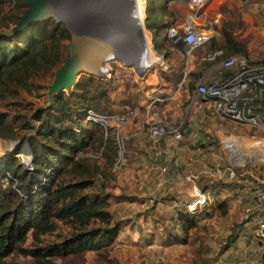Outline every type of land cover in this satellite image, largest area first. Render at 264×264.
I'll return each mask as SVG.
<instances>
[{
    "label": "rangeland",
    "instance_id": "obj_1",
    "mask_svg": "<svg viewBox=\"0 0 264 264\" xmlns=\"http://www.w3.org/2000/svg\"><path fill=\"white\" fill-rule=\"evenodd\" d=\"M16 1L0 0V23L5 19L8 24L0 27V46L17 47L20 41L27 38H39L47 42L52 35L48 22L32 24L15 36L11 33V28L15 25L11 17L13 14L17 15L20 9L14 6ZM118 1L112 0L111 3ZM123 1L126 6L119 2L120 6L117 4V7H123L125 15L128 11L134 12L136 3L131 6L128 3L130 0ZM145 1H140L141 10L136 27L143 41L145 38L142 33L148 35L147 50L152 58L146 66L152 63L155 54L164 53L167 68L153 67L140 76L137 71L143 65L136 59L135 65L131 66L115 59L105 62L114 53L128 59L126 51L118 52L124 47V42L139 44V40L132 39L130 34L125 33L122 42L113 44V53L111 48L98 45L97 51L103 56L98 61L99 69L92 64L90 68L78 72L70 90L60 91L56 95H64L74 101L85 94L89 99L86 101L91 102L89 105L97 104L103 111L122 112L126 107L141 105L140 113L143 111V114L145 107L151 105L153 98H156L149 108L151 117L165 121L171 128H180L183 138L175 140L166 134L152 139L146 122L140 131L133 126H117L115 132L121 140V146L118 147L112 177L106 180L105 193L108 194L109 211L113 220L119 223V234L107 248L52 257L49 264H264V244L255 239L252 229L245 225L247 222L240 219L243 208L223 214L216 204V200H222V195L213 198L210 196V202L194 215V226L191 227L188 223L184 230L178 220V214L184 212L185 205L194 198V187L209 189L213 184H224L222 179L217 178V172L223 173L231 166L237 170H247L244 176L238 175L239 178L264 175V133L254 127L222 118L213 111L211 104L200 99L196 92L197 85L209 83L218 71L217 63L200 61L197 64L198 61H193L191 53L180 55L157 48L154 51V45L160 46L163 36L155 37L153 42V33L148 30L149 18L145 12ZM211 1L205 8L210 7L211 10ZM217 1L220 4L221 0ZM18 3L25 5L23 0H18ZM255 10L250 0H231L229 4H220L218 11L212 15L219 18L220 29L226 26L238 36L245 34L244 39L249 46L250 28H257V23L259 28H264V3L260 5L258 19L255 17ZM189 13L190 10L187 9V14ZM117 14L118 20L120 15L118 12ZM105 15L116 22L110 13ZM129 20L130 16H126L125 24L128 27ZM150 21L154 25L158 23L154 17ZM99 23L100 29L97 30L102 33L97 31L92 36L106 34L116 39L122 32L116 28L113 30L112 27L108 28L112 32H108L104 17ZM164 37L166 38L165 35ZM69 43L70 33L68 39L59 46L60 63L36 73L30 79V84L20 89L18 99L0 105V111L7 113L19 137L25 133L24 126L27 123L35 127L38 125L32 118L33 113L49 106L48 88L54 80L56 69L68 56ZM209 47L210 44L207 43L195 49L192 54L205 55L210 52ZM246 54L245 58L250 62L264 61V38L262 46L246 47ZM149 57L143 55L145 60ZM149 76L155 80L148 88L144 80ZM80 84H85V89H78ZM140 113L130 123L140 121ZM22 141L0 138V156L9 154L13 148L21 145L17 158L24 164L22 161L28 156L31 159V153L25 141ZM229 141L239 144L240 148L234 145L226 148ZM88 156L97 160V163H102L99 153L89 152ZM24 166L27 167L25 164ZM163 167H166L165 171L162 170ZM250 172L253 176L248 175ZM187 176L195 177V182L186 181ZM94 179L97 183L98 177ZM67 231V227L58 223L54 232L41 235L37 241L29 233L22 248L29 250L43 247L47 243L60 242ZM5 261L39 264L30 254L18 251L5 258Z\"/></svg>",
    "mask_w": 264,
    "mask_h": 264
},
{
    "label": "trees",
    "instance_id": "obj_2",
    "mask_svg": "<svg viewBox=\"0 0 264 264\" xmlns=\"http://www.w3.org/2000/svg\"><path fill=\"white\" fill-rule=\"evenodd\" d=\"M168 1H145L148 30L153 33V42L155 37H162L160 32L169 25L162 19L167 13ZM14 6L20 8L17 15L11 17L16 25L26 6L19 5L18 0ZM153 17L158 21L155 25L150 21ZM4 20L0 27L8 26ZM45 22L52 32L47 42L27 38L17 47L0 46V105L18 99L20 89L27 87L36 73L60 63L59 46L69 36L62 22L52 18L32 21L12 32L14 25L11 33L15 36L32 24ZM161 40L160 46L154 45V51L157 48L167 52L164 45L177 48L167 37ZM208 43L210 50L222 52L215 62L234 55L244 58L247 55L246 47L226 29H222L220 41L212 39ZM79 88L85 89V84H80ZM86 100L89 99L85 94L74 101L64 95H55L50 106L33 113L32 118L38 125L27 123L21 137L7 113L0 111V138L21 139L31 153V168H26L17 158L21 145L0 156V264H15L5 258L16 251L30 254L39 264H49L52 257L102 250L116 240L119 223L113 220L109 211L105 188L118 158L117 135L115 128L104 129L100 123L84 118L87 110L100 115L117 112L103 111L97 104L91 106ZM89 152L99 153L102 163L91 159ZM95 177H98L97 183ZM216 202L222 213L227 214V203ZM184 210L178 214V220L186 230L188 223L194 226L196 212ZM58 223L68 228L62 241L29 250L22 248L29 233L37 241L41 235L54 232Z\"/></svg>",
    "mask_w": 264,
    "mask_h": 264
},
{
    "label": "built area",
    "instance_id": "obj_3",
    "mask_svg": "<svg viewBox=\"0 0 264 264\" xmlns=\"http://www.w3.org/2000/svg\"><path fill=\"white\" fill-rule=\"evenodd\" d=\"M210 0H188L187 14L181 24L170 23L166 28V36L174 45L177 37H182L184 41L191 47L189 55L193 50L207 44L210 40L217 37L219 32L220 20L218 17H209L205 12V7ZM220 50L214 51L208 55L209 61H214L221 57ZM132 59L128 60L123 55L115 54L108 57L107 60H116L123 64L135 65V57L138 53H130ZM108 66V64H106ZM220 65L224 69L237 68L231 75L223 78H214L208 84L197 85V94L205 101H208L213 111L233 123L245 124L258 129L264 133V61L252 63L240 55H234L229 58L222 59ZM157 67L161 69L167 68L165 57L162 54H155L154 60L148 66H142L138 75L142 76L145 71L150 68ZM107 70V69H105ZM157 100L153 98L151 105ZM146 114V123L148 125L150 137L157 139L162 135L169 134L175 140H181L183 135L180 128H171L168 123L157 118H152L150 106ZM140 107L132 105L126 107L122 112L109 115H100L93 110H87L85 121H95L102 125L104 129L115 128L119 125H126L138 116ZM171 129V130H170ZM118 147L121 146V140L116 133ZM27 167L31 168V159L22 161ZM23 164V165H24ZM163 171L166 167L162 168ZM224 172L229 174L230 178H236L239 173L233 167H228ZM223 172V173H224ZM220 174L221 172H217ZM186 181L195 182V177L187 176ZM257 196L256 203L253 207H245L240 215V219L250 223L254 227L255 239L264 244V181L259 180L256 185ZM194 198L185 205V209L189 213H195L210 202V193L206 189L194 187ZM236 264V263H231Z\"/></svg>",
    "mask_w": 264,
    "mask_h": 264
},
{
    "label": "crops",
    "instance_id": "obj_4",
    "mask_svg": "<svg viewBox=\"0 0 264 264\" xmlns=\"http://www.w3.org/2000/svg\"><path fill=\"white\" fill-rule=\"evenodd\" d=\"M119 1L122 3V5H125V2L123 0H119ZM230 2H231V0L230 1L229 0H221L220 4H223V3L229 4ZM250 2H251L252 7H254L256 9L255 10V17L258 19L259 18V8H260V5H262L264 3V0H250ZM128 3H129V5L132 6L133 4L136 3V1L130 0ZM220 4L218 3L217 0H212L211 1V5H212L211 10L209 9L210 7L205 8V12L208 14L209 17H214L212 14H214V13H216V11H218V9L220 8ZM166 8H167V13L162 18V19H164V23L168 22L170 24V23L174 22L176 24H181L183 22L185 16L187 15L188 3H187V1H183V0H169L168 3H166ZM116 11L119 12V9ZM263 13H264V11H263ZM130 14L131 13L129 11L127 12L126 15H125V13H123L122 18L126 21V16L129 17ZM230 16L233 17L232 14H230ZM251 24H253V23L251 22ZM257 26L258 27L255 29L252 27L250 28L251 41H250L249 46L247 45V42L244 39L246 36L245 34H243L242 36H238L235 32H233L229 27H226V26L222 27V29H226L238 42L242 43L245 47H260V45L262 46V44H263L264 28H259L258 23H257ZM128 29H129V27H128ZM222 29H220V26H219L220 34L214 38L215 41L221 40ZM163 31L160 32V35L164 37V35L166 36V28H164ZM142 34L145 35V37H144L145 41H143V38L141 40V39L135 38L133 35L130 34L131 38H135V39L139 40L138 41L139 44L136 45L137 43L133 44V42H128V43L124 42L123 43L124 47L119 51L116 50L115 52L117 53V51L118 52L126 51V56H127L128 60L132 59V57H131L132 55H130V58H129L130 53H133V52L138 53V57H135V59L138 60V63L140 65L146 66L148 63H150L149 60H151L152 57L151 56L149 57V52L147 50V48H148V45H147L148 35L146 33H142ZM118 43H120V42H118ZM116 44H117V42H116ZM163 47L168 49L169 53H179L180 55H183V53H184L176 45H175V47H177V48H172V46H170V48H169V46L167 47L166 45H164ZM138 48H140V50L144 54L139 52ZM162 50L164 52V49H162ZM192 52H194V50ZM213 52L214 51L210 50V52L206 53L205 55H200V56H198V55L196 56V55H193L191 53V57L193 58V61H198L197 64L200 61H206L205 63H212V62L214 63L215 60L209 61L207 58L208 55H210ZM162 54L164 55V53H162ZM143 55L145 57L148 55L149 59L145 60L143 58ZM220 61L221 60L215 62L218 64V68H217L218 71L214 74V76L211 78V80L214 78L227 77L237 70V68L224 69L220 65ZM154 80L155 79H153L151 76H149V77L145 78L144 82H145L146 86L149 88V86H151V84H154V82H153ZM155 83H157V81ZM200 99L203 100L201 97H200ZM203 101H205V100H203ZM205 102L209 103L208 101H205ZM140 107H141V105H140ZM148 107H145V109H146L145 114H143L142 113L143 111H141L140 117H139L140 121L128 123V124H126V127L130 128L131 126H133L134 129L136 128V129H138V131H140L145 126L144 122H146V118H147L146 111H147ZM141 110H142V108H141ZM232 145L240 148L239 144H236V143H233L230 141L228 142L227 146H229V148H230ZM238 152H240V151H238ZM237 171L238 172L242 171V173H239V176L240 175L244 176L247 173L246 169L237 170ZM211 175L212 174H210V176ZM216 175L218 176L217 178L222 179V182L224 183V185H220L219 187H213V185H212L209 189L208 188H204V189L208 190V192L210 193V196L212 198L214 196L218 197V196L222 195V201H225L227 203L228 211L237 210V208L239 209V207L240 208L242 207L244 209L245 207H253L255 205L256 196H257L256 185H257V182L259 180L264 181V175L253 176L251 172L248 173V175L253 176V178H249V177L239 178L238 176L236 178H230L229 174L227 172L220 173V174L216 173ZM245 225L246 226L248 225L249 229H252V233L254 234V227L248 222Z\"/></svg>",
    "mask_w": 264,
    "mask_h": 264
},
{
    "label": "water",
    "instance_id": "obj_5",
    "mask_svg": "<svg viewBox=\"0 0 264 264\" xmlns=\"http://www.w3.org/2000/svg\"><path fill=\"white\" fill-rule=\"evenodd\" d=\"M23 1L26 5V10L12 28V32L21 29L32 21H43L52 18L56 22H62L70 33L68 56L56 69L54 80L48 88L47 98L50 106L57 93L70 90L75 83L78 72L90 67L87 64L86 51L90 41L95 38L92 35L96 34L97 31L100 33V30H97L100 29V21H97L95 16L91 15L93 13L92 2L86 3L84 0ZM173 42L184 53L191 51V47L182 37H177ZM93 43L96 42L93 41Z\"/></svg>",
    "mask_w": 264,
    "mask_h": 264
},
{
    "label": "bare ground",
    "instance_id": "obj_6",
    "mask_svg": "<svg viewBox=\"0 0 264 264\" xmlns=\"http://www.w3.org/2000/svg\"><path fill=\"white\" fill-rule=\"evenodd\" d=\"M85 1L87 2V0H85ZM111 1L112 0H107V1H104V2H101V3H98V4H94V8L96 10H104V13H106V12L107 13H111V15L113 16L114 20L116 21V22H114L116 24L115 25L116 26L115 28L118 29L119 32H121V31L122 32L118 36L116 35L117 36L116 39H113L114 36H113V38H111L110 36H112V35L107 36L106 34L105 35H100L98 33L99 35H97L93 40L90 41V43H89V45L87 47V51H86V57H87V61H88L87 64L88 65H92L93 64V66L97 67V69H99L98 66H97L99 64L98 61H100V59L103 57V56H101L102 54H100V51L99 52L97 51L98 45H100L101 47L102 46H106L108 48H111L113 50L112 51V53H113L114 52V45L113 44H116V42L117 43L118 42H122V36H124L126 34H129L130 33L135 38H138V39H141L142 40V37L140 35V32H139L138 28L136 27V21H137V19L140 16V10H141L140 0H135L136 1V4H135V7H134V12H132L130 14V20H129L130 27H129V29L127 27L128 25L125 24V20L122 19V15H123L124 8L122 7V9H120V7L119 8L117 7L118 6L117 4H119L120 1H118L116 3H111ZM115 6L117 7V9H119V12L118 13L120 15V18L118 20H120V21L117 20V18L119 16L117 17L118 14H117V11H116L117 9L114 8ZM119 6H120V4H119ZM109 32H112V30H110ZM100 33H102V32H100ZM131 35H129V36L131 37ZM142 36L145 37V35H143V34H142ZM97 37H100V39L97 38ZM120 37H121V39H120ZM132 39H134V38H132ZM93 41H95L96 43H93ZM94 58H96V60ZM228 147L229 146L226 145V148H228ZM28 158H29V156H28Z\"/></svg>",
    "mask_w": 264,
    "mask_h": 264
},
{
    "label": "clouds",
    "instance_id": "obj_7",
    "mask_svg": "<svg viewBox=\"0 0 264 264\" xmlns=\"http://www.w3.org/2000/svg\"><path fill=\"white\" fill-rule=\"evenodd\" d=\"M104 1H107V0H104ZM104 1L103 0H91L90 2H92V7H93L92 11L95 12L93 16H95V18L97 20H99V21L102 20V18L104 17V20L106 21V26H107V29L106 30L109 32L110 29H108V28H111L112 27L113 30H114V28L116 27L114 21L111 19V17L105 15L107 12L104 13V10H96L94 8V4H98V3H101V2H104ZM90 8H91V6H90ZM97 15H100V16H97ZM103 30L105 31V29H103Z\"/></svg>",
    "mask_w": 264,
    "mask_h": 264
},
{
    "label": "flooded vegetation",
    "instance_id": "obj_8",
    "mask_svg": "<svg viewBox=\"0 0 264 264\" xmlns=\"http://www.w3.org/2000/svg\"><path fill=\"white\" fill-rule=\"evenodd\" d=\"M84 1H85V0H84ZM85 2H86V1H85ZM92 12H93V13H92L91 15H94L95 12H94V11H92Z\"/></svg>",
    "mask_w": 264,
    "mask_h": 264
}]
</instances>
